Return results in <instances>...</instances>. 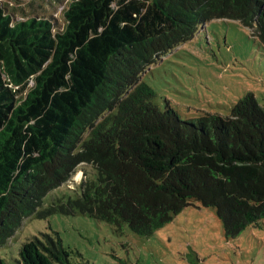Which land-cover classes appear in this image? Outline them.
Masks as SVG:
<instances>
[{
  "label": "trees",
  "instance_id": "1",
  "mask_svg": "<svg viewBox=\"0 0 264 264\" xmlns=\"http://www.w3.org/2000/svg\"><path fill=\"white\" fill-rule=\"evenodd\" d=\"M13 10L0 0V247L25 219L56 213L141 236L195 202L216 208L227 238L264 220V105L248 94L228 116L184 120L142 81L213 20L264 45V0H69L63 24ZM83 165L80 193L43 208ZM72 253L42 233L18 262L72 264Z\"/></svg>",
  "mask_w": 264,
  "mask_h": 264
},
{
  "label": "rangeland",
  "instance_id": "2",
  "mask_svg": "<svg viewBox=\"0 0 264 264\" xmlns=\"http://www.w3.org/2000/svg\"><path fill=\"white\" fill-rule=\"evenodd\" d=\"M3 1L15 9L17 20L23 19L25 9L29 15H52L60 24L69 2H47L35 10L39 4L33 0ZM142 81L154 89L155 105L171 108L184 120L207 112L228 116L248 94L264 105V45L237 20H213L199 26L192 40L158 59ZM92 173L90 166H80L67 183L43 199V208L75 198ZM53 232L72 250V264H264V220L227 238L216 208L199 202L149 236L134 233L126 224L117 228L83 214L33 216L0 247V264H19L24 242Z\"/></svg>",
  "mask_w": 264,
  "mask_h": 264
}]
</instances>
